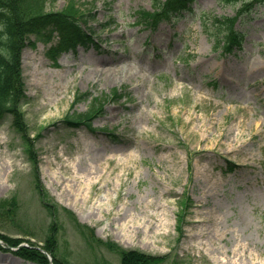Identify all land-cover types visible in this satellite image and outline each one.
Here are the masks:
<instances>
[{
	"label": "rangeland",
	"instance_id": "obj_1",
	"mask_svg": "<svg viewBox=\"0 0 264 264\" xmlns=\"http://www.w3.org/2000/svg\"><path fill=\"white\" fill-rule=\"evenodd\" d=\"M77 2L93 8L101 49L53 60L57 29L27 37L28 141L10 119L0 124V234L41 246L54 236L49 256L69 264H121L116 247L161 264H264V6L239 20L242 50L218 58L200 16H235L240 5L195 0L193 12L156 31L135 24L151 0H49L46 8L75 13ZM116 89L125 97L106 103L95 132L66 127L68 114L90 107L79 94ZM81 174H90L88 188L74 181ZM0 244V264H34Z\"/></svg>",
	"mask_w": 264,
	"mask_h": 264
},
{
	"label": "trees",
	"instance_id": "obj_2",
	"mask_svg": "<svg viewBox=\"0 0 264 264\" xmlns=\"http://www.w3.org/2000/svg\"><path fill=\"white\" fill-rule=\"evenodd\" d=\"M47 1L0 0V122L11 118L12 126L18 132L23 133L26 141H28L27 128L21 111V101L25 98L21 51L27 36L48 26L55 27L60 32V41L56 48L51 49L54 54L76 50L81 45L89 47L95 44L94 34H89L90 29L85 27L88 16L74 9L72 5L74 3L70 5L69 10L75 13L67 9L63 12H49L46 10ZM192 1L153 0L154 11L138 12L139 21L155 26L158 22L168 19L173 13L189 8ZM240 1L223 0L224 3L230 5H236ZM256 5H264V0L243 3L242 11L250 10ZM235 22L236 19L233 17H223L216 19L211 25L215 30L210 32V35L217 50L232 51L236 47H241L243 34L235 29ZM211 26L208 29H211ZM88 97V94H83L78 96L77 100ZM106 102L107 100L102 98L92 100L87 112L68 114L64 123L69 128L77 129L85 126L92 129V121L104 112ZM110 137V139H117V136L113 134H110ZM90 232L93 237V231L90 230ZM84 235L87 236V233ZM0 238L11 247H18L23 242L21 239H11L1 235ZM45 248L50 252H55L57 241L54 236L47 238ZM115 249L120 255L121 264H161L165 260L163 257L148 255L137 250H126L121 247ZM16 254L26 260L49 264L45 255L36 249L23 247ZM65 260L62 257L56 258L55 264H69Z\"/></svg>",
	"mask_w": 264,
	"mask_h": 264
},
{
	"label": "bare ground",
	"instance_id": "obj_3",
	"mask_svg": "<svg viewBox=\"0 0 264 264\" xmlns=\"http://www.w3.org/2000/svg\"><path fill=\"white\" fill-rule=\"evenodd\" d=\"M115 81V79L114 78H107L106 79V83L107 84H111V83H113ZM67 167L68 168H73V165H67ZM93 172H91L90 174H92ZM74 174H76V171L74 170ZM90 174H88L87 176H82V174L81 175H77L75 178H74V181H77L78 179H79V177H80V179H87V181H85V183H86V187L88 188V186H90L89 185V178H88V176L90 175ZM82 200H86V196H82ZM161 220H162V222L160 221V226H163V225H165L167 222H168V219L167 218H165L164 216L162 217V218H160ZM158 227V226H157ZM238 258L239 260H243V257H239L237 254L236 255H234V257H232V258ZM228 258H227V256L226 255H224L223 254V259H221L220 261L221 262H226V260H227Z\"/></svg>",
	"mask_w": 264,
	"mask_h": 264
}]
</instances>
